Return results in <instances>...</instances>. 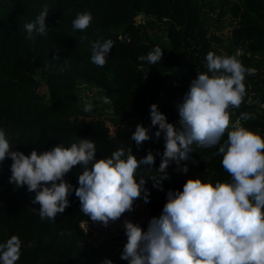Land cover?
Wrapping results in <instances>:
<instances>
[{
	"label": "trees",
	"instance_id": "obj_1",
	"mask_svg": "<svg viewBox=\"0 0 264 264\" xmlns=\"http://www.w3.org/2000/svg\"><path fill=\"white\" fill-rule=\"evenodd\" d=\"M45 7L49 9L47 34L27 39L25 24ZM81 12L92 15L83 32L72 25ZM142 13L159 25L138 23ZM160 24L165 26L169 48L152 35L162 29ZM81 36L87 39L81 40ZM98 39L114 41L102 67L91 62L90 42ZM155 46L163 49V57L155 65L138 59ZM210 51L236 56L245 68L255 69L254 74L245 73L242 103L228 111L230 124L239 120L264 137V0H0V129L5 130L12 150L26 155L59 144L70 147L82 138L95 143L96 159L110 158L120 148L127 152L132 147L138 159L152 150L155 164L151 168L141 165L136 171L137 180H147L149 202H144L142 193L133 205L149 208V220L139 223L146 231L151 218L162 214L169 190H182L195 177L213 183L231 180L222 167V155H216L219 145H193L189 160L180 166L174 161L170 164L162 189L154 187L152 180L162 177L158 168L165 140L163 134L155 136L158 125L151 126L150 106L157 103L168 121L178 126L177 105L198 73L207 71ZM177 55L186 57L188 75L175 74L168 84L165 75L178 65ZM42 80L48 84L51 104L42 101ZM105 96L110 104L102 102ZM89 103L93 109L85 112ZM103 106L110 109L111 117L101 116ZM85 116L103 121L79 120ZM107 122L117 127L116 133L106 131ZM141 123L149 129L151 139L138 147L131 135ZM119 125L129 130L119 132ZM226 140L227 131L221 143ZM12 163L10 157L0 163V243L13 235L20 238L21 255L16 264H102L105 259L129 264L110 245L90 242L84 223L92 220L80 210L75 191L68 196L69 206L63 213L55 220H42L41 206L33 203L35 192H28L26 185L9 183ZM184 164L187 173L178 171ZM82 170L81 165L74 166L65 180L78 187Z\"/></svg>",
	"mask_w": 264,
	"mask_h": 264
},
{
	"label": "clouds",
	"instance_id": "obj_2",
	"mask_svg": "<svg viewBox=\"0 0 264 264\" xmlns=\"http://www.w3.org/2000/svg\"><path fill=\"white\" fill-rule=\"evenodd\" d=\"M49 15L47 7L32 22L25 24L27 39L34 34L46 35ZM92 22L90 12H81L73 20L75 30L85 31ZM87 36H81L86 40ZM91 62L104 66L114 46L111 39L90 42ZM163 57V49L155 46L148 54L138 57L155 65ZM207 71L199 72L191 81L182 103L177 105L179 121H168L158 104L150 106L151 126H157V138L163 134L165 149L158 171L161 179L152 178L153 186L162 189L168 178L166 170L174 161L180 166L195 151L193 145L213 148L222 155V167L230 181H203L189 178L182 190H169L162 214L149 221L145 231L139 223L124 221L127 242L121 254L129 264H264V137L241 125L230 124L228 109L238 108L246 94L245 68L236 56L206 55ZM104 104L111 100L105 96ZM92 104L84 106L91 112ZM231 130L229 131V128ZM227 131V140H221ZM151 139L149 129L138 124L131 140L139 147ZM96 146L90 139H80L70 147L59 144L43 153L33 150L30 155L13 151L6 132L0 129V163L10 157L9 183L27 186L35 192L33 203L41 207L42 220H55L69 206L68 196L75 191L81 211L93 222L108 226L133 210L134 201L144 194L149 202L147 180H137L141 165L153 166L152 150L137 158L132 147L114 151L110 158L96 159ZM76 165L83 170L78 175V187L65 180ZM151 168V167H150ZM187 173L188 166L178 167ZM22 241L16 235L0 243V264H16L21 255ZM102 264H114L105 259Z\"/></svg>",
	"mask_w": 264,
	"mask_h": 264
},
{
	"label": "rangeland",
	"instance_id": "obj_3",
	"mask_svg": "<svg viewBox=\"0 0 264 264\" xmlns=\"http://www.w3.org/2000/svg\"><path fill=\"white\" fill-rule=\"evenodd\" d=\"M138 23H145V22H152L153 26L157 27L159 23L156 21L155 18L148 16L146 14H140L137 18ZM162 28L158 33H153L152 35L163 41L166 46L169 48L168 39L166 37V32L164 30L163 25L160 24ZM158 30V28H156ZM228 30H225L224 34L226 35ZM174 59L177 61L178 65L173 69L169 70L168 73L165 75V79L168 81V84H171V78L175 74H182L183 76L187 77L188 71L186 69V57L183 55L174 56ZM38 78H40V74H38ZM40 93L42 96V101L46 104H51L50 99V92L48 88V84L46 81L42 80V85L40 87ZM89 96H92V93H89ZM101 116L103 117H111L110 109L103 106L101 111ZM79 120H83L85 122H90L92 124H98L100 120L103 119L93 118V117H82ZM104 127L107 132L109 133H116L117 127L111 124V122L104 123ZM129 128L127 126L119 125V132H126ZM150 216V210L145 204H137L133 207L132 211L125 212L122 217L115 222H110L108 226H104L102 223L97 222H87L84 223L85 229L89 233V239L91 243H100L103 242L106 245H110L112 250L115 252H122L123 247L127 242V236L125 234L124 229V221L131 220L135 223H140L141 221H148Z\"/></svg>",
	"mask_w": 264,
	"mask_h": 264
}]
</instances>
